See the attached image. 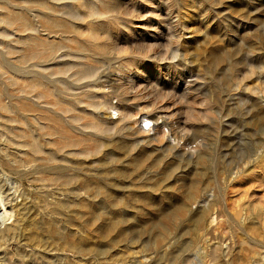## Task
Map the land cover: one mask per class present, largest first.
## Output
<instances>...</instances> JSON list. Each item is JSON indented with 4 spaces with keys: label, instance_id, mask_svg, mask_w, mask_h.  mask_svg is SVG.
<instances>
[{
    "label": "rangeland",
    "instance_id": "1",
    "mask_svg": "<svg viewBox=\"0 0 264 264\" xmlns=\"http://www.w3.org/2000/svg\"><path fill=\"white\" fill-rule=\"evenodd\" d=\"M0 186V264H264V0H0Z\"/></svg>",
    "mask_w": 264,
    "mask_h": 264
},
{
    "label": "bare ground",
    "instance_id": "2",
    "mask_svg": "<svg viewBox=\"0 0 264 264\" xmlns=\"http://www.w3.org/2000/svg\"><path fill=\"white\" fill-rule=\"evenodd\" d=\"M143 120L144 121L147 120L148 122L152 123V121L148 120L147 117L143 118ZM251 214L252 217L254 218H256L258 215L256 212H254V207L251 210ZM15 216H16V211L8 204V200H6L2 195L1 186H0V225H2L3 227L8 225L13 226V222L11 221V218ZM263 221H264V216H263Z\"/></svg>",
    "mask_w": 264,
    "mask_h": 264
},
{
    "label": "built area",
    "instance_id": "3",
    "mask_svg": "<svg viewBox=\"0 0 264 264\" xmlns=\"http://www.w3.org/2000/svg\"><path fill=\"white\" fill-rule=\"evenodd\" d=\"M146 122H147V123H146ZM146 122H142V123H141V128L144 129V130L149 129V127L151 126V123H150V122H148V121H146ZM193 146H195V142H191V143H190V146H188V147L191 148V147H193Z\"/></svg>",
    "mask_w": 264,
    "mask_h": 264
}]
</instances>
